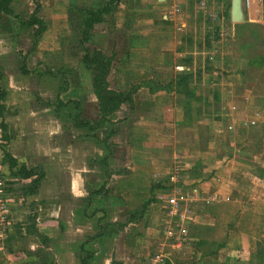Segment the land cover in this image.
<instances>
[{"label":"crops","instance_id":"crops-1","mask_svg":"<svg viewBox=\"0 0 264 264\" xmlns=\"http://www.w3.org/2000/svg\"><path fill=\"white\" fill-rule=\"evenodd\" d=\"M43 2L53 5L52 17L60 14L68 18L72 5L89 6L94 0H41V6ZM228 3L230 0H208L224 24L229 13L234 29ZM224 5L229 9L226 13ZM260 12L264 13V4L253 2L244 17L259 22ZM105 18L108 27L92 40L125 36L124 43L112 44L114 49L102 48L114 58L108 74L110 87L112 73L115 90L126 89L125 82L131 79H140L137 83L141 85L132 107L125 105L108 117L114 129L107 139L109 150L104 141L110 122L94 130L74 122L78 109L71 107L75 106L72 100L79 102L82 118H97L91 78L72 79L63 91L59 79H13L18 64L16 51L0 48L5 134L10 138L7 143L0 140V168L7 177L11 221L6 238L0 242V264H82L80 256L86 259L85 264H111L114 259L121 264H147L162 241V215L155 214L153 196L175 158L184 162L185 188L198 186L204 196H213L187 224L186 233L192 225L218 231L222 223L218 205L229 200V192L249 197L259 190L256 181L264 184V133L244 136L241 128L248 127L240 126L235 118L231 121L227 114L228 105L244 104L247 98L240 87V75H232L226 94L214 91L210 96L203 91L208 87L206 81L212 83L211 78L217 74L204 64L210 59L209 54L206 59V53L216 57L210 46V29L215 25L199 10L198 0H116ZM73 45L72 50L78 48V43ZM185 73L190 79L177 86V76ZM217 84L214 82V86ZM58 100L65 104L60 105ZM91 103L94 111L89 113ZM256 115L258 118L253 113L247 117L264 124V111ZM231 123L235 126L226 129L231 132L229 139H219V133L226 132L224 124ZM181 131L191 132L195 139L190 154L185 155L188 161L174 152L167 157L177 144L175 134ZM165 135L174 137L173 141ZM4 151L16 160L14 165L4 159ZM103 161L111 172L107 180ZM215 168H219L220 177L211 180ZM27 171L33 174L21 175ZM34 179L38 180L35 184ZM244 205H238L226 224L229 228L219 239L202 237L206 244L199 245L197 237L187 234L180 247L172 248L179 255L164 251L159 264H180L184 260L176 259L181 258H195L196 264H208L202 260H216L211 264H258L260 232ZM251 208L256 210L255 206ZM259 218L264 220V216ZM212 242L223 246L210 253ZM260 245L259 255L264 259V244Z\"/></svg>","mask_w":264,"mask_h":264},{"label":"rangeland","instance_id":"rangeland-1","mask_svg":"<svg viewBox=\"0 0 264 264\" xmlns=\"http://www.w3.org/2000/svg\"><path fill=\"white\" fill-rule=\"evenodd\" d=\"M3 1L4 3L7 2L6 4L24 19H26L31 14L35 7V3L32 0ZM38 1L41 4V0ZM104 2V0H94V2L89 6L85 4L79 6L72 5L70 7L71 10L68 18L60 16V14L52 17L50 14H52L51 8L53 5H50V2H47V4L43 2L38 14L46 22V32L39 41L37 47L28 55L26 67L29 71L27 73L21 71V66L23 64L22 56L24 53H27L31 47L33 29L30 27H24L20 25L13 17L0 13V48H5L7 51L9 49L11 53H15L16 51L17 54L18 64L16 63L15 72L12 73L13 79H59L60 85H62L60 88L62 89H67L69 82L71 83L72 79H90V71L81 65L80 59L81 55L84 53V49H91L93 47H99L101 49L100 51L103 50L102 48L114 49L112 44H122L124 43L125 38L124 35H118V37H110L107 41H105L103 37L97 42L92 40V37H94L96 33L98 34L99 31H104V29L108 27L109 22H107V18H104L101 23L94 25L87 42H85L83 45H79L78 42L81 37V31L84 28L82 19L85 15V12L88 10H94L95 8H98L99 5L102 6ZM223 8V13L229 11V9L225 8V5ZM72 11H74V13H71ZM225 17L227 20L224 24L223 31H221L220 28L216 26L215 22H213V25L215 26L210 29L213 32H211L213 34V43L211 42L210 46L211 48L215 49L214 51L216 53V57L214 58V62H210V59H208V61H203L207 67L215 70L217 74L211 78L212 83L209 80L206 81L208 83V87L204 88L203 91L205 93H210V96H213L214 91L216 93H220L222 91L226 94L230 89L228 82H230L233 74L238 73L241 78L240 87L242 91L246 93L247 98L244 99V104H234L236 107L235 110L230 108V105H228L227 108L229 111L227 114L230 116L231 121H233V118H235L236 121L247 119V116L250 113H253V117L258 118L256 113L264 111V21L256 20L259 22H253L246 20L244 17L243 21L234 23L235 27L233 29L230 23L229 13L226 14ZM257 19H259L258 15ZM207 41L209 43L210 38H208L206 42ZM8 43L10 44L9 47H7ZM75 43H78V48L72 50V48H74L73 44ZM103 53L110 56L109 54H106L107 52L105 51ZM208 54L210 53L205 54L206 59ZM1 70L3 71V69ZM110 80L112 81L111 86L114 88L115 77L113 73ZM131 80L133 81L128 80L129 83L125 82V86L127 88L131 84H137V81L140 79ZM214 82L218 83L217 86H214ZM221 82L223 84H220ZM85 98H88V96H85ZM240 101L242 102L243 99H240ZM71 107L75 108L73 105H71ZM88 107L89 113H92L94 111L92 103ZM249 118L251 117L249 116ZM218 124H220V121H218ZM224 125L225 126H223V129H225L226 132L219 133L221 137L219 136L218 138L226 140L229 139L227 136L231 132H227V130H229V124ZM241 131L244 133V136L247 133L263 134L264 124L258 125L257 120L255 125L249 126L248 128H241ZM214 135L212 134V136ZM135 136L137 138L140 137V131L137 132ZM158 136L161 137L162 135L158 133ZM232 138L233 135H231L230 139ZM165 139H168V141L172 142L174 137L172 139V137L165 135ZM174 141H176L175 144H177L174 146V148H170L169 152L167 153V157L169 158L173 152L182 156L190 154L191 147L195 143L192 133L183 131L175 134ZM231 142H234L233 139ZM192 149L194 150V147ZM206 157H208V155H206ZM187 158L188 157H186V161H188ZM236 168L237 166L235 165L233 169L236 170ZM218 169L219 168L213 169V172L211 173V180L220 177V171ZM193 174L195 176V171H193ZM164 183L165 179L160 183V185L163 186ZM256 183L259 190H257L255 194H252V196L248 197L242 192H240L241 194H236L235 192L230 191L229 200L227 202L219 203V215L222 217V223L219 226L218 231L214 230L215 233L213 232L210 237L219 239L221 234H223V231L226 229V227H228L226 224H228V222L231 220V217L235 214L234 212L238 205L245 204L243 208L250 211L248 212V215H250V220H252L257 231L260 232L259 244H264V235H261L264 234V220L259 218L264 216V209L261 211L259 210L260 207L264 208V184L258 181H256ZM154 199L153 205L155 207V214L161 216L162 213L160 211L159 204ZM251 199L254 201H250ZM250 206H255L256 210ZM197 209L196 215L198 216V213L200 214L202 211L200 207ZM257 223H259V227H257ZM232 237H234V235H232L231 238ZM186 243H190V241L187 240ZM165 249V251H171L176 256L179 255L176 250H172L170 245H166ZM210 249L211 248H209V250ZM181 251L185 250L182 249ZM132 258L136 259L134 256ZM176 260L177 262L184 260L180 264H186L187 262L195 263L197 261L195 258L190 260H185V258ZM201 262H207L208 264H211L212 262L216 263V260H202ZM138 263L134 261L131 264ZM261 264H264V261Z\"/></svg>","mask_w":264,"mask_h":264},{"label":"trees","instance_id":"trees-1","mask_svg":"<svg viewBox=\"0 0 264 264\" xmlns=\"http://www.w3.org/2000/svg\"><path fill=\"white\" fill-rule=\"evenodd\" d=\"M7 1V0H6ZM35 3V7L31 14L26 18H22L17 12L12 10L3 0H0V13H3L7 16L13 17L20 25L24 27H30L33 29V36L31 41V47L27 51L26 54L22 56L23 64L21 66V71L24 73H27L29 70L26 67V59L27 54L32 51L39 43L40 39L42 38V35L44 34L46 30V22L43 18L39 16V10L41 9V4L38 0H32ZM116 0H106L101 8H97L94 10H88L85 12V15L83 16V30L81 31V37L79 39V45H83L87 40L89 39L90 32L93 30L94 25L97 23H101L105 15L110 13L111 5ZM228 7H230V4H227ZM81 62L84 65L86 69H88L91 73V85L93 89V93L96 96V105H97V118L94 120H86L81 117L80 114V104L76 100H72L73 104L75 105L76 109L78 111L75 114L74 122L78 126H85L89 129H100L104 126L105 123L110 122V130L108 135L106 136V140L104 141V144L106 148L109 150L110 144L107 142V139L110 138V136L114 133L113 129V122L109 120V116L119 111L123 108L125 105H129L132 107L134 105V94L137 92V90L140 88V83L137 84H131L128 88L123 90H115L112 89L108 82V74L111 70L112 62L114 58L110 55H105L102 51L99 49L93 47L91 49L85 48L84 53L81 55ZM3 73L1 70L0 65V79H2ZM188 79H190V74L185 73L182 75L177 76L175 83L177 86H179L182 83H185ZM149 89L151 91L154 90V88L149 85ZM63 91V89H62ZM5 97V91L4 89L0 88V129L2 131L1 135V142H8L9 136L5 134L7 124L4 121V105L3 100ZM59 104H65L61 100H58ZM3 143L0 144L2 146ZM4 159H6L10 165H14L16 163V160L11 157L10 154L4 151ZM104 163V173L106 176V180L110 177L111 172L107 169V166L105 167V161ZM22 176H30L33 174L32 171L27 172H21ZM38 180L34 179L32 183H36ZM133 220V216L129 217L127 219L128 222ZM126 221V222H127ZM104 225L101 226V231L103 230ZM100 231V233H101ZM214 232L213 227L205 226V225H192L188 228V236L191 237H197L199 240V245L206 244L205 240H201L202 237H209ZM98 233L97 236L100 234ZM223 246V243H214L212 242L210 244V253H216L218 248ZM259 252H261V245L258 243V264H261L264 259L261 258L259 255ZM80 261L82 264L86 263V259L80 256ZM111 264H121L117 260H112ZM186 264H196L193 262H187Z\"/></svg>","mask_w":264,"mask_h":264},{"label":"built area","instance_id":"built-area-1","mask_svg":"<svg viewBox=\"0 0 264 264\" xmlns=\"http://www.w3.org/2000/svg\"><path fill=\"white\" fill-rule=\"evenodd\" d=\"M216 0H214L215 2ZM264 4V0H241L242 11L247 14L252 7V3ZM198 8L206 19L215 22L221 31L224 29V19L219 12L208 5V0H198ZM259 20L264 21L263 13L258 14ZM210 60L214 59V54H209ZM235 110V106L231 107ZM257 123L256 118H247L240 121V126L249 127ZM235 123L228 125L231 130ZM185 168L184 162L175 158L170 166L169 172L165 178L163 186L155 190V200L159 204L162 218L160 222V234L162 241L155 247L153 253L149 256L147 264H159L164 256L166 245L172 248L180 247V243L186 238V226L193 219L197 208L208 204L213 200V196L203 195V191L198 186L185 188ZM10 201L7 193V177L0 168V242L6 238L10 229Z\"/></svg>","mask_w":264,"mask_h":264},{"label":"water","instance_id":"water-1","mask_svg":"<svg viewBox=\"0 0 264 264\" xmlns=\"http://www.w3.org/2000/svg\"><path fill=\"white\" fill-rule=\"evenodd\" d=\"M230 15L233 23L244 20L241 0H230Z\"/></svg>","mask_w":264,"mask_h":264}]
</instances>
